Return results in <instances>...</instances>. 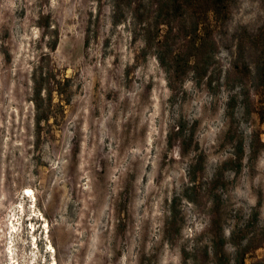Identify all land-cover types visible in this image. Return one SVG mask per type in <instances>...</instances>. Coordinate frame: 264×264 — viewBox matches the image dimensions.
<instances>
[{
  "label": "rangeland",
  "instance_id": "374dc122",
  "mask_svg": "<svg viewBox=\"0 0 264 264\" xmlns=\"http://www.w3.org/2000/svg\"><path fill=\"white\" fill-rule=\"evenodd\" d=\"M119 18L113 0H0V264H264V123L235 49L264 0H237L204 76L172 86ZM40 71L70 102L52 95L37 138Z\"/></svg>",
  "mask_w": 264,
  "mask_h": 264
},
{
  "label": "trees",
  "instance_id": "16d2710c",
  "mask_svg": "<svg viewBox=\"0 0 264 264\" xmlns=\"http://www.w3.org/2000/svg\"><path fill=\"white\" fill-rule=\"evenodd\" d=\"M140 2L141 0H113L114 23L120 21L119 17L124 14L125 9L129 12L140 27V38L144 42L142 54L153 55L167 75L170 86L174 82L183 81L190 74L194 78H202L218 48L215 33L229 20L237 0H146L144 8ZM137 37L135 35L134 39ZM235 42L237 55L241 57L244 53L247 54L246 63H243L244 78L255 81L254 96L257 99L253 112L264 123V24L256 34L245 40L236 39ZM69 82L65 78L62 83L49 71H40L39 78L34 79L31 103L35 109L37 138L41 121H47L51 115L52 95L55 94L59 99L55 107L62 109V102L69 104L70 91H65ZM241 86L240 95L247 100L249 90ZM235 103L236 98L231 97L228 108L232 110ZM231 114L232 111L228 115ZM255 152L253 150L254 155ZM242 156V140L239 139L235 160L239 163ZM231 162L232 160L224 162L221 170H225ZM239 167L238 164L233 170L237 172ZM213 225L212 220L211 226ZM216 246L213 238L212 251L215 256ZM242 254L237 255L236 264H244Z\"/></svg>",
  "mask_w": 264,
  "mask_h": 264
},
{
  "label": "bare ground",
  "instance_id": "6f19581e",
  "mask_svg": "<svg viewBox=\"0 0 264 264\" xmlns=\"http://www.w3.org/2000/svg\"><path fill=\"white\" fill-rule=\"evenodd\" d=\"M11 229H13V227H11Z\"/></svg>",
  "mask_w": 264,
  "mask_h": 264
}]
</instances>
